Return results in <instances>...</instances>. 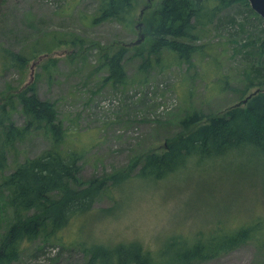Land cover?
Returning <instances> with one entry per match:
<instances>
[{
	"label": "rangeland",
	"instance_id": "1",
	"mask_svg": "<svg viewBox=\"0 0 264 264\" xmlns=\"http://www.w3.org/2000/svg\"><path fill=\"white\" fill-rule=\"evenodd\" d=\"M99 1L0 0V92L14 95L36 81L39 96L55 103L66 144L70 140L83 154L79 186L100 187L91 207L72 217L59 235L48 234V226L23 246L14 264H91L90 244L103 248L139 241L155 250L175 234L192 237L258 221L264 232V156L256 148L245 146L215 159L192 155L158 179L133 165L143 151L162 149L181 130L179 119L186 112L217 113L264 89L262 16L245 5L232 6L198 42L204 48L190 61L166 52L142 70V61L131 58L122 85L105 81L100 51L137 44L145 0L136 3L133 16L95 24ZM15 53L26 63L12 60ZM254 64H262L263 74L254 75ZM13 119L26 123L20 104ZM51 145L41 126L30 129L8 149L6 173ZM10 195L1 184L0 240L15 212ZM197 264H264V244L254 239Z\"/></svg>",
	"mask_w": 264,
	"mask_h": 264
},
{
	"label": "trees",
	"instance_id": "2",
	"mask_svg": "<svg viewBox=\"0 0 264 264\" xmlns=\"http://www.w3.org/2000/svg\"><path fill=\"white\" fill-rule=\"evenodd\" d=\"M138 1L100 0L92 21L99 24L112 18L133 16ZM239 4L255 12L249 0H157L153 3L145 0L141 14L145 22L144 41L132 47L120 44L114 52L109 48L100 51V66L108 70L105 81L125 84L128 79L125 64L131 58L142 61V70L150 69L153 61L159 63L166 52L173 53L178 60L190 61L203 50L204 44L198 42L208 37L210 27L223 12ZM7 58L10 59V55ZM11 59L26 63L21 54L15 53ZM261 66L253 65L257 73L254 75L262 73ZM12 93L0 92V185L11 191L10 204L15 210L0 240V264L18 261L23 246L34 241L48 226V234L59 235L72 217L92 206L100 192V187L95 191L79 186L82 183L79 161L83 154L70 145V140L66 144L67 130L58 120L55 103L39 96L36 81ZM19 104L26 117L23 125L13 119ZM185 114L179 119L181 130L167 138L162 149L143 151L134 159L133 165H142L140 174L162 178L185 164L192 155H197L199 160L215 159L245 146L256 148L258 154L264 156V89L242 96L217 113L205 114L195 108ZM35 126H41L50 136L51 147L36 156L26 157L6 173L8 149ZM254 239L264 244L260 221L234 227L219 226L192 237L175 234L155 250L139 241L119 242L103 248L90 244L86 248L91 254V264H197Z\"/></svg>",
	"mask_w": 264,
	"mask_h": 264
},
{
	"label": "water",
	"instance_id": "3",
	"mask_svg": "<svg viewBox=\"0 0 264 264\" xmlns=\"http://www.w3.org/2000/svg\"><path fill=\"white\" fill-rule=\"evenodd\" d=\"M251 7L263 18V28H264V0H249ZM144 10H142L143 14ZM141 39H139L137 42H140L144 39V35H141ZM247 99H245L244 102H246Z\"/></svg>",
	"mask_w": 264,
	"mask_h": 264
}]
</instances>
